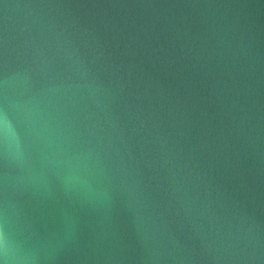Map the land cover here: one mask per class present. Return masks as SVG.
<instances>
[{"label": "water", "instance_id": "obj_1", "mask_svg": "<svg viewBox=\"0 0 264 264\" xmlns=\"http://www.w3.org/2000/svg\"><path fill=\"white\" fill-rule=\"evenodd\" d=\"M0 264H264V0H0Z\"/></svg>", "mask_w": 264, "mask_h": 264}]
</instances>
